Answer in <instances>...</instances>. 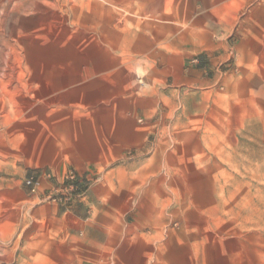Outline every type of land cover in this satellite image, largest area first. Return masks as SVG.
I'll list each match as a JSON object with an SVG mask.
<instances>
[{
	"label": "rangeland",
	"instance_id": "obj_1",
	"mask_svg": "<svg viewBox=\"0 0 264 264\" xmlns=\"http://www.w3.org/2000/svg\"><path fill=\"white\" fill-rule=\"evenodd\" d=\"M0 264H264V0H0Z\"/></svg>",
	"mask_w": 264,
	"mask_h": 264
},
{
	"label": "built area",
	"instance_id": "obj_2",
	"mask_svg": "<svg viewBox=\"0 0 264 264\" xmlns=\"http://www.w3.org/2000/svg\"><path fill=\"white\" fill-rule=\"evenodd\" d=\"M26 184H27L28 186L32 187L34 190H35L38 186H40V182L37 181V180H34V179H28V180L26 181Z\"/></svg>",
	"mask_w": 264,
	"mask_h": 264
}]
</instances>
